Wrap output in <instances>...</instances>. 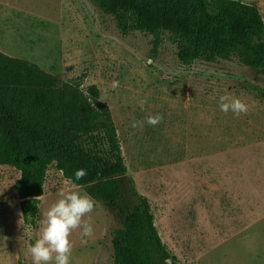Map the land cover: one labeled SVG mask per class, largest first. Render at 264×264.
I'll list each match as a JSON object with an SVG mask.
<instances>
[{
  "label": "rangeland",
  "instance_id": "rangeland-1",
  "mask_svg": "<svg viewBox=\"0 0 264 264\" xmlns=\"http://www.w3.org/2000/svg\"><path fill=\"white\" fill-rule=\"evenodd\" d=\"M242 1L264 14V0ZM0 51L61 82L86 75L85 89L98 86L117 125L128 175L148 198L163 242L181 263L264 264L262 75L237 59L185 67L170 34L155 52L152 35L123 37L91 0H0ZM113 81L119 87L113 89ZM225 94L245 102L247 114L221 111ZM156 114L162 121L154 127L131 126ZM19 178L14 167L0 166V264H33L29 248L61 190L89 195L52 165L38 226L26 229L15 190ZM121 183L120 206L93 199V210L83 217L91 236L72 231L71 264H114L120 207L137 203L127 178Z\"/></svg>",
  "mask_w": 264,
  "mask_h": 264
},
{
  "label": "trees",
  "instance_id": "trees-1",
  "mask_svg": "<svg viewBox=\"0 0 264 264\" xmlns=\"http://www.w3.org/2000/svg\"><path fill=\"white\" fill-rule=\"evenodd\" d=\"M111 17L123 37L153 36L155 52L170 34L185 67L197 61L237 59L264 77V14L242 0H91ZM86 75L61 82L28 60L0 51V166L20 172L15 184L23 224L38 226L40 205L52 165L84 187L96 201L118 207L127 178L137 203L120 207L114 264H183L163 242L148 198L141 194L123 154L110 106ZM87 175L76 180L77 169ZM38 197V198H37Z\"/></svg>",
  "mask_w": 264,
  "mask_h": 264
},
{
  "label": "clouds",
  "instance_id": "clouds-1",
  "mask_svg": "<svg viewBox=\"0 0 264 264\" xmlns=\"http://www.w3.org/2000/svg\"><path fill=\"white\" fill-rule=\"evenodd\" d=\"M151 62L149 59L148 63ZM117 87H119V81H113L112 88ZM145 104H147L146 98L139 101L142 109ZM219 105L221 111L225 113L231 111L237 118L248 112V105L230 94L221 95ZM161 121V115H149L146 121H133L131 126L142 128L144 123H147L154 127ZM61 173H63L62 169ZM86 175L87 171L83 168L77 169L74 173L76 180H81ZM59 196L60 198L50 206L45 214L40 237L29 248L33 264H71L72 244L69 237L72 231L81 228L83 237H89L93 233L91 223L83 219L94 208L93 198L78 191L63 190ZM82 242L87 243L86 240ZM164 264H171L170 259H166Z\"/></svg>",
  "mask_w": 264,
  "mask_h": 264
},
{
  "label": "bare ground",
  "instance_id": "bare-ground-1",
  "mask_svg": "<svg viewBox=\"0 0 264 264\" xmlns=\"http://www.w3.org/2000/svg\"><path fill=\"white\" fill-rule=\"evenodd\" d=\"M161 231V230H160ZM162 234V233H161Z\"/></svg>",
  "mask_w": 264,
  "mask_h": 264
}]
</instances>
